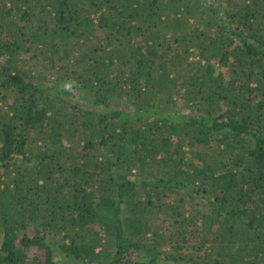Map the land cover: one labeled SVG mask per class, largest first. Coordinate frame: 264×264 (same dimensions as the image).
<instances>
[{
	"label": "trees",
	"instance_id": "16d2710c",
	"mask_svg": "<svg viewBox=\"0 0 264 264\" xmlns=\"http://www.w3.org/2000/svg\"><path fill=\"white\" fill-rule=\"evenodd\" d=\"M0 264H264V0H0Z\"/></svg>",
	"mask_w": 264,
	"mask_h": 264
}]
</instances>
